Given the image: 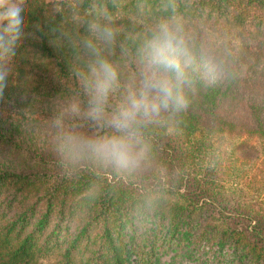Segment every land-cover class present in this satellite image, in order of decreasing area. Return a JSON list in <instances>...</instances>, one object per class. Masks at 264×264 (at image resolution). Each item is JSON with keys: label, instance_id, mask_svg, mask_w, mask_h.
<instances>
[{"label": "trees", "instance_id": "1", "mask_svg": "<svg viewBox=\"0 0 264 264\" xmlns=\"http://www.w3.org/2000/svg\"><path fill=\"white\" fill-rule=\"evenodd\" d=\"M58 2L28 0L0 95V264H264V0H101L117 33L108 111L160 22H180L191 59L186 109L145 126L146 159L121 170L66 147L110 130L87 116L84 58L53 43L92 0Z\"/></svg>", "mask_w": 264, "mask_h": 264}, {"label": "clouds", "instance_id": "2", "mask_svg": "<svg viewBox=\"0 0 264 264\" xmlns=\"http://www.w3.org/2000/svg\"><path fill=\"white\" fill-rule=\"evenodd\" d=\"M65 7L63 0L53 4V14ZM69 14L71 29H53L57 34L53 43L66 41L84 58L86 69L78 70L76 75L90 97L87 116L97 128L110 131L92 136L67 133L66 147L95 156L118 170L135 168L148 155L144 127L162 113H179L188 105L185 88L191 84V59L182 25L178 20L162 21L143 40L137 49L138 71L129 78L121 102L108 111L110 94L119 79L109 59L117 35L112 16L101 0H92L84 20L78 8L70 9ZM28 16V0H0V95L8 85ZM81 26L86 34L79 32ZM122 51L126 54L125 49Z\"/></svg>", "mask_w": 264, "mask_h": 264}, {"label": "rangeland", "instance_id": "3", "mask_svg": "<svg viewBox=\"0 0 264 264\" xmlns=\"http://www.w3.org/2000/svg\"><path fill=\"white\" fill-rule=\"evenodd\" d=\"M260 163L259 164H264V153L263 155L261 156V159H260ZM172 255V253H168V254H164L161 256V260H162V263L161 264H169V260H170V256ZM174 264H193V262L191 261H188V260H179L177 259L176 262Z\"/></svg>", "mask_w": 264, "mask_h": 264}, {"label": "built area", "instance_id": "4", "mask_svg": "<svg viewBox=\"0 0 264 264\" xmlns=\"http://www.w3.org/2000/svg\"><path fill=\"white\" fill-rule=\"evenodd\" d=\"M161 263H162V260H161Z\"/></svg>", "mask_w": 264, "mask_h": 264}]
</instances>
